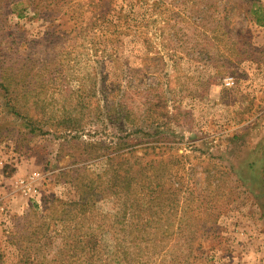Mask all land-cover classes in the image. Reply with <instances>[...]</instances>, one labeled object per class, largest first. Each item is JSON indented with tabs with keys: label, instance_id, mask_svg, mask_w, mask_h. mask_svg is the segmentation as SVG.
Returning a JSON list of instances; mask_svg holds the SVG:
<instances>
[{
	"label": "rangeland",
	"instance_id": "1",
	"mask_svg": "<svg viewBox=\"0 0 264 264\" xmlns=\"http://www.w3.org/2000/svg\"><path fill=\"white\" fill-rule=\"evenodd\" d=\"M254 5L264 0H0V82L2 73L11 81L9 91L0 84L6 263L24 250L49 256V247L28 251L34 216L48 199L77 198L79 172L69 170L104 174L107 157L122 155L152 163L165 225L205 229L193 239L208 264H264V24ZM109 7L119 38L94 18ZM33 177L27 194L18 182ZM96 210L111 223L115 202L102 198ZM168 240L190 238L177 230Z\"/></svg>",
	"mask_w": 264,
	"mask_h": 264
},
{
	"label": "trees",
	"instance_id": "2",
	"mask_svg": "<svg viewBox=\"0 0 264 264\" xmlns=\"http://www.w3.org/2000/svg\"><path fill=\"white\" fill-rule=\"evenodd\" d=\"M19 4L15 3V6ZM17 13L19 17L23 16L21 12ZM252 13L256 22L263 25L264 8L254 5ZM116 14L117 12L109 7L102 15L94 18L100 21V31L106 23L116 29L119 38L122 33L119 30L121 18H117ZM125 19L127 23V18ZM1 77L4 79L0 82L1 86L9 91L11 81L5 73H2ZM38 101L36 103L39 105ZM161 106L166 108L162 99L152 104L155 111ZM161 114L165 115L167 112L162 111ZM122 117L128 119L129 112L120 110L119 118ZM70 121L77 123L73 119ZM79 126H82V123L77 127ZM107 159L110 161L104 174L92 173L86 167L69 170L68 175L73 171L79 172L76 176H70L77 198L48 199L46 213L35 214L34 220L37 223L32 231L34 241L28 251L39 249L45 255L46 251L41 249L49 247V256L44 260L31 258L24 254V250L17 262L6 263L2 252L0 264H195L199 257H202V260L196 264H208L205 246L193 239L200 232L205 234V229L196 228L194 223L187 222L177 230L190 238V241L171 244L168 240L177 234V230H174V226L162 222L165 207L164 183L159 175L148 174L147 170L151 168L152 163L142 165L139 161L142 158L134 156L119 155ZM112 160L118 161L114 163ZM254 163L257 164L254 160L252 167ZM155 165L154 171L158 173L161 161ZM173 189L176 191V188ZM105 197L113 199L116 206L113 220L111 223L106 222L107 224L104 222V216L96 210L97 202ZM173 204H176L175 200ZM187 217L188 220L191 219ZM105 234H109L111 245L103 242ZM196 250L200 254H196Z\"/></svg>",
	"mask_w": 264,
	"mask_h": 264
},
{
	"label": "built area",
	"instance_id": "3",
	"mask_svg": "<svg viewBox=\"0 0 264 264\" xmlns=\"http://www.w3.org/2000/svg\"><path fill=\"white\" fill-rule=\"evenodd\" d=\"M225 85L227 87H232L234 85V78L233 77L226 78ZM34 180L35 177H33L31 180L21 179L19 180L18 184H20L21 189L28 194L36 190V185L33 184Z\"/></svg>",
	"mask_w": 264,
	"mask_h": 264
}]
</instances>
